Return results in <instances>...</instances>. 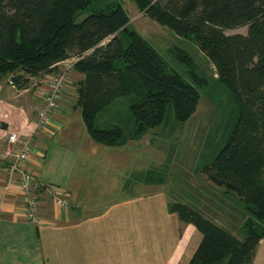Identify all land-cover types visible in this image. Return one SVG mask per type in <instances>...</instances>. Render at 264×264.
Listing matches in <instances>:
<instances>
[{"label": "trees", "instance_id": "obj_1", "mask_svg": "<svg viewBox=\"0 0 264 264\" xmlns=\"http://www.w3.org/2000/svg\"><path fill=\"white\" fill-rule=\"evenodd\" d=\"M132 1L193 50L174 43L159 51L129 27L122 0H0V81L11 75L23 87L30 77L57 74L56 65L77 53L74 71L83 79L74 109L93 141L118 147L172 118L191 120L211 80L198 48L234 103L218 155L203 170L225 189L221 214L234 230L185 203L171 212L203 237L189 264H253L264 240V0ZM241 28L246 35H227ZM124 99L131 132L99 128L101 115Z\"/></svg>", "mask_w": 264, "mask_h": 264}, {"label": "rangeland", "instance_id": "obj_2", "mask_svg": "<svg viewBox=\"0 0 264 264\" xmlns=\"http://www.w3.org/2000/svg\"><path fill=\"white\" fill-rule=\"evenodd\" d=\"M122 1L131 17L129 27L139 31L159 51L167 50L175 44L188 45V50H193L188 42L186 44L185 40L171 30L141 12L132 0ZM247 32L248 28H241L229 31L227 35H246ZM196 53L200 68L211 80L209 85L203 89L202 99L191 120L183 125L172 118L167 125L151 130L137 140L128 143L122 151L123 155L120 161L122 164L118 170L108 166L109 163H106V159L103 157H97L93 161L96 169H101V173H104L100 174V177H105L103 179H106L107 182L104 184V188L99 180V184L93 182L95 185V189L92 191L93 202L102 201L101 206L106 204L105 208L111 207L113 203L122 206L126 204L127 210L128 205H131L132 208L131 213L125 216L127 223L125 249L114 254L116 257L120 255L126 264L189 263L186 259L192 254V251L183 250L182 244L185 242V233L188 236L190 231L186 229L187 224L181 221L177 214L171 212V207L176 202L188 204L217 225L228 227L224 216L230 218V215L225 211H223L225 214H221L222 200L225 199L222 193L225 192V189L214 185L203 170L218 155L222 141L227 135L226 129L234 103L229 89L217 79L214 65L198 48L194 50L195 55H197ZM76 54H72V56L74 57ZM20 74L16 73L17 76ZM41 76L42 74L33 76L27 82ZM74 77L71 75V81L73 84L76 83L70 89L73 95L69 98L74 105L69 107L70 112L74 110L71 108H75L77 99L78 82L76 80L78 79L75 77V80ZM12 82L17 87L14 79ZM22 83L21 79L19 85ZM130 103V99L118 102L101 115L98 127L109 129L120 125L125 135H128L132 129L130 123L127 122ZM74 112L72 113L74 114ZM75 114L79 118L76 119L77 123L80 124L74 131L75 137L78 132L84 131L88 134L85 131L81 111L77 110ZM73 136L68 135V139L75 140ZM72 143L73 141H67L66 148L73 147ZM107 160L115 164L114 162L119 159L110 158ZM105 163L106 165L103 167ZM112 174H114L112 181H108ZM107 184L110 187H107ZM228 228L234 230L231 225ZM135 230H137L136 234H134ZM233 232L236 233V231ZM192 246L193 241L191 248ZM140 253H142L141 257Z\"/></svg>", "mask_w": 264, "mask_h": 264}, {"label": "crops", "instance_id": "obj_3", "mask_svg": "<svg viewBox=\"0 0 264 264\" xmlns=\"http://www.w3.org/2000/svg\"><path fill=\"white\" fill-rule=\"evenodd\" d=\"M49 76L42 74L23 87L14 86L11 75L0 81V153L10 147L8 133L26 131L36 119L37 111L43 104L41 92L46 89L45 81ZM72 76L78 79L74 77L77 82L83 79L75 71ZM74 111L77 110L64 118L53 119L57 129L52 127L36 136L34 152L24 166L42 186L37 193L41 202L39 217L42 224L36 225L26 219L25 197L19 186V176L11 179L8 173L11 159L0 158V264H126L120 255L116 257L114 254L125 249V216L131 213L132 208L128 205L127 210L126 204L115 203L105 208L106 204L101 206L102 201L93 202L94 183L99 184V180L102 188L107 183L103 179L105 177H100L104 173L96 169L93 161L103 157L108 166L118 170L122 164V151L132 141L124 146L107 147L93 141L84 131L78 132L75 137L74 131L80 124ZM68 135H74L75 140L68 139ZM67 141H73V147L66 148ZM110 158L119 160L113 164L108 162ZM113 177L114 174L108 181H112ZM109 184L107 187H110ZM46 187L70 196L80 208L62 212ZM94 203L96 205L93 206ZM94 210L97 211L92 213ZM186 229L190 232L188 236L185 233L182 248L192 251L185 258L189 262L203 237L192 225L187 224ZM253 264H264V240L257 248Z\"/></svg>", "mask_w": 264, "mask_h": 264}, {"label": "built area", "instance_id": "obj_4", "mask_svg": "<svg viewBox=\"0 0 264 264\" xmlns=\"http://www.w3.org/2000/svg\"><path fill=\"white\" fill-rule=\"evenodd\" d=\"M81 59L82 57H72L56 65L59 72L49 76V79L45 81L46 89L41 92L43 104L37 111L36 119L27 127L26 131H11L7 138L10 147L7 151L0 153V158L11 159L8 168L9 176L11 179L15 175L19 176V186L25 197L26 219L36 225L42 224L39 217L41 202L36 195L42 186L36 182L31 173L24 169V166L34 152L36 136L52 127L57 129L58 125H54L53 119L69 115V107L74 106L69 98L73 95L70 89L74 86L71 74ZM46 190L62 212L67 213L80 208L79 204L70 196L59 193L53 188L46 187Z\"/></svg>", "mask_w": 264, "mask_h": 264}]
</instances>
